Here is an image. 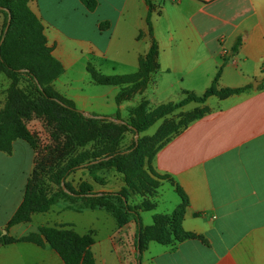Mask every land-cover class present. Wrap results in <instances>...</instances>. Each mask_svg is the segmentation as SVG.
I'll use <instances>...</instances> for the list:
<instances>
[{"label":"crops","instance_id":"0c3cea01","mask_svg":"<svg viewBox=\"0 0 264 264\" xmlns=\"http://www.w3.org/2000/svg\"><path fill=\"white\" fill-rule=\"evenodd\" d=\"M95 1L89 11L80 0H28L42 24L45 46L63 69L51 87L77 111L118 113L129 121L142 101L151 112L177 104L185 92L201 95L219 70V89L249 87L182 107L194 104L192 109L206 112L155 154V172L168 179L150 198L153 209L139 215L144 227L152 225L154 214L171 215L181 202L176 185L188 199L181 229L205 243L151 241L141 264H264V0H151L158 68L143 91L118 104L117 96L131 86L94 84L89 70L103 77L138 72L152 43L149 8L145 0ZM158 94H165V103L152 107ZM34 163L35 153L22 140L12 143L10 155L0 151V230L20 205ZM86 211H92L93 224L83 232L76 230L79 213L53 206L9 228L8 235L20 239L40 227L71 225L80 236H94L95 264H135L128 255L134 222L119 228L111 214ZM0 264L64 263L48 245L15 242L0 246Z\"/></svg>","mask_w":264,"mask_h":264},{"label":"trees","instance_id":"16d2710c","mask_svg":"<svg viewBox=\"0 0 264 264\" xmlns=\"http://www.w3.org/2000/svg\"><path fill=\"white\" fill-rule=\"evenodd\" d=\"M80 1L89 11H93L97 5L95 0ZM145 1L149 8L146 23L152 43L146 56L139 63L138 72L135 75L127 77H103L98 75L94 70H89L91 80L94 84L102 86H131L128 91L117 96V104L120 99L126 98L138 91H143L148 84L149 76L158 68L156 62L158 48L153 38L150 21L153 4L151 0ZM0 8H2L0 9V13L4 17L0 31V73L5 74L9 79L11 91L14 90L20 78L24 77L28 79L32 84L34 94L39 100L47 104L49 108L69 115L75 124H81L83 127L82 131L80 134H76L74 139L80 143H84L82 136L85 135L87 124L99 123L129 131L133 134L135 130L138 134H141L147 131L157 121H165L170 114H173L176 110L189 103L202 104L211 96L223 99L230 95L241 94L249 88L247 86L238 89H219L217 86L219 70L211 86L201 95L185 92L184 98L177 104L159 106L147 113L141 120L131 119L130 121H125L126 125H117L106 120L88 119L83 117L71 102L58 95L52 89V82L62 74L63 69L61 64L52 57L51 50L45 46L42 24L28 8V0H0ZM8 14L10 15V21L7 31L4 33L8 22ZM1 39H3L2 42ZM235 50L236 47L234 48ZM8 111L7 106L0 112V151L10 155L12 152V143L16 140H22L35 153V163L33 171L27 180L20 205L8 221L6 227L0 230V246H6L15 242H30L39 247L48 245L58 253L64 264H95L90 251L94 243L93 237L90 234L80 236L73 230H67L66 227L68 226L66 225L58 228L40 227L36 233H30L20 239L9 237V228L20 223L28 222L32 214L47 213L52 206L62 199L70 202H80L83 205L82 209H80L81 211L102 209L114 217L118 227L124 226L129 221H133L136 226L134 241L136 264H141L142 253L151 241L167 245L173 241L182 242L189 239H198L202 243H205L202 237H197L182 231L181 223L185 209L188 206V199L185 193L176 185L175 192L181 200L180 204L169 216L154 214L152 216V225L144 227L139 213L153 209L150 200H144L139 205L134 206L129 202L128 191L122 193H95L93 192L91 184L86 181H82L78 185V190H74L65 182L78 169H102L108 165L117 164L122 166L119 169L126 175V184L129 190L131 189L135 192L136 189L140 190L142 187L149 189L158 188V183L151 179L145 171L141 169L133 170L129 165L123 166V163H126L131 158V155L138 153L143 147L144 139H138L137 144L134 141L133 146L122 154L117 152L114 146H111L105 153L85 152L74 159L62 162L61 166L60 162L65 158L68 151L67 145L61 144L56 139L55 148L53 150L49 149L47 155H42L38 149V140L26 129L19 114H16V116L7 122H2V117L6 116ZM205 112L206 110L204 109H198V111L184 114L176 125L163 122L162 127L154 134L151 140H146H157L159 142L156 149L149 155V161L166 144L169 137L183 131L191 122L200 119ZM93 115L97 116L96 114ZM114 118L120 119L119 114L117 113ZM86 133L89 134L88 130ZM110 156V159L104 160ZM98 160L102 161L92 163ZM55 168H58V171H55ZM45 170H49L51 173V182L57 187V190L48 196L45 195L43 190L38 188L40 174L43 171L45 172ZM152 174L158 180L168 179L167 176H160L156 172ZM62 183L70 194L64 192ZM68 210L77 213L80 212L79 208H68ZM3 231H5V234L2 233Z\"/></svg>","mask_w":264,"mask_h":264},{"label":"rangeland","instance_id":"374dc122","mask_svg":"<svg viewBox=\"0 0 264 264\" xmlns=\"http://www.w3.org/2000/svg\"><path fill=\"white\" fill-rule=\"evenodd\" d=\"M1 16L0 31L2 28L1 25L4 21L2 14ZM175 94L176 92L173 93V96L177 97V99L182 98L180 94ZM165 97V94L154 95L152 107L165 103ZM7 106L9 111L6 116L2 117V122H7L16 116V114H19L26 129L38 140V149L42 155H47L49 153V149L53 150V148H55L56 139H58L61 144L67 145L68 151L65 158H63L60 162L61 166L62 162L74 159L85 152L105 153V151L109 150L111 146H114V149L122 154L123 152L129 150L134 144L133 133L99 123L87 124V126L85 125L87 127L86 132L88 130L89 134L85 132V135L82 136L84 143L74 140L76 134H80L82 131L83 127L81 124H75L69 115L51 109L47 106V104L39 100L34 94L32 84L28 79L24 77L20 78L14 90L11 91L9 79L5 74L0 73V112H2ZM193 107L194 104H190L185 109L181 108L173 114H170L165 121L160 120L147 131L138 134V139H144L143 147L138 153L131 155V158L126 163H123V166L129 165L133 168V170L141 169L145 171L151 179L158 183L159 187L160 183L166 179L158 180L152 174L155 172L153 167L154 158L149 161V155L156 149L159 142L157 140H146H151L154 134L162 127L163 122L168 124L173 123L176 125L178 120H180L184 114L198 111V109H192ZM150 110L151 109H149L147 101H142L139 107L131 110V114L129 116L130 118L128 119L141 120L147 115V113H149ZM120 119L125 121L123 118ZM148 166H150V168H148ZM119 167L121 168L122 166L111 164L102 169L81 168L73 172L65 182L68 183L74 190H78V185L82 181H86L91 184L93 192L95 193H122L128 191L129 202L134 206L139 205L144 200H150V198L155 195L157 188L149 189L142 187L140 190L136 189L135 192L131 189L129 190L126 184V175L120 171ZM58 168H55L54 170L58 171ZM38 188L43 190L47 196L57 190V187L51 182V173L49 170L41 172ZM57 206L63 210H68V208H79V215H75L76 217H74L76 219L78 218L76 223V230L78 232L87 230L89 225L93 224V219L90 217L92 211H81L80 209H82L83 205L80 202H70L62 199L54 205V207ZM130 222L133 221L127 222L122 227H127ZM66 226H68L66 227L67 230H73L71 225ZM88 234H90L94 240L92 233L90 232ZM133 242L134 237L131 236V239L128 241L130 249L128 255L130 256L132 262L136 264Z\"/></svg>","mask_w":264,"mask_h":264},{"label":"water","instance_id":"95a60500","mask_svg":"<svg viewBox=\"0 0 264 264\" xmlns=\"http://www.w3.org/2000/svg\"><path fill=\"white\" fill-rule=\"evenodd\" d=\"M2 9V8H0ZM8 13V12H7ZM9 21H10V15L8 14V22H7V26L6 28L4 29V33H6L7 31V28H8V24H9ZM3 39H1V42H2ZM83 117H86L88 119H95V120H106L108 122H112L114 124H117V125H126V122L121 120V119H116L114 117H109V116H94L90 113H86V112H79ZM134 130V129H133ZM134 141H135V144H137V141H138V133L134 130ZM110 157H107L105 158L104 160H108L110 159ZM102 160H98V161H95V162H92V163H98ZM62 189L64 190V192L66 193H69L66 188L64 187V184L62 183ZM70 194V193H69ZM97 195H100V194H97ZM3 234H5V231L2 232Z\"/></svg>","mask_w":264,"mask_h":264},{"label":"built area","instance_id":"2783aa9c","mask_svg":"<svg viewBox=\"0 0 264 264\" xmlns=\"http://www.w3.org/2000/svg\"><path fill=\"white\" fill-rule=\"evenodd\" d=\"M262 71H263V73H264V64H263V66H262Z\"/></svg>","mask_w":264,"mask_h":264}]
</instances>
